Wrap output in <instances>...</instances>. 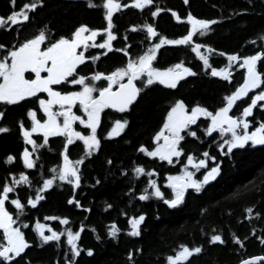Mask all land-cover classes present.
<instances>
[{"label": "trees", "instance_id": "trees-1", "mask_svg": "<svg viewBox=\"0 0 264 264\" xmlns=\"http://www.w3.org/2000/svg\"><path fill=\"white\" fill-rule=\"evenodd\" d=\"M25 2L28 0H17L16 7ZM95 2L99 4L102 0ZM119 2L131 5V0ZM156 6L164 11L153 18L148 8L154 11ZM148 8L141 10L129 6L113 14V32L117 36L113 41L114 49L123 48L127 43L130 45V57L135 58L146 51L151 43L158 42L157 37L152 41L145 39L146 31L139 28L145 22L153 24L158 34L167 38L185 35L190 28L186 17L191 12L196 18L218 21L210 26L212 30L206 35L197 34L194 37L195 42L217 50L209 58L213 67L227 65V57L220 55L221 52L240 55L264 52V39H260L264 37V0H189L188 4L184 0H153V5ZM10 9L9 0H0V15L8 14ZM169 9L180 15L182 20L177 22ZM32 15L34 19L23 28L21 39L30 37L45 25L54 36L70 35L80 24L93 29L107 26L104 9L89 8L86 0H44V6ZM133 26H137L135 31L132 30ZM125 35L128 37L127 41L124 39ZM104 37L105 34L101 35L99 42ZM15 38L14 31L0 30V42L11 44L15 42ZM98 51L102 50L95 49L92 55ZM201 51L205 50L202 48ZM128 58L123 52L113 50L107 56H102L95 66L88 63L87 72H91L93 68L105 73L111 72L124 65ZM182 60L185 66L191 67L197 74L185 77L176 89L159 83L143 88L138 100L125 113L105 109V119L99 129L101 147L80 166V186L73 193L70 185L57 180L52 188L42 193L45 198L35 208L27 205V197L31 195L34 198L36 188L42 185L43 179L53 175L50 169L62 163L60 153L65 140L60 136L51 137L47 145L33 153L34 158L39 156L36 168H24L20 154L24 148L31 151L32 146L25 143L19 121L23 120L25 127L31 128L32 122L27 116V110L32 108L40 112L38 101L29 98L27 102L17 105L0 104V111L5 112L4 118L0 119V127L9 129L0 133V185L5 180L11 182L10 172L19 179V173L23 171L32 181L31 188L28 185H17L16 191L10 193V199L6 201V207L13 218L16 210L10 200L18 196L25 204V214L20 219L29 225L22 231L31 246L22 256L30 260L31 264H64V253L69 247L66 235L61 237L59 247L56 242L40 246L41 242L35 231L37 221L48 224L58 232H63L68 227L77 231L81 224L84 225L77 241L81 254L76 258V264H129L127 254L136 249L142 251L134 256L135 264H166V256L173 254L180 244L202 247L200 254H194L190 258V264H239L241 259L264 256V244L258 239L264 236V145L253 146L248 143L243 148L233 149V153L225 157L219 154L220 149L213 143V140L220 142L218 133H214L212 138L201 134L204 143L186 138V142H182L186 151H192L199 157L204 150H208L211 155L217 156L218 161H223L221 173L205 185L200 193L188 189L184 202L175 208H169L162 199L155 196L147 201L138 199L142 190L147 187L148 179L156 180L165 197L170 198L171 189L166 185L167 176L178 174L181 168L180 164L169 165L137 151L142 144L150 150L155 146L152 138L162 126L169 105L177 99H183L189 106L199 103L214 110L221 106L223 96L235 90L243 81L245 69L238 66H233L231 83L221 77L211 76V69H204L203 62L189 47L183 45L162 46L158 50L154 67L167 68ZM257 68L264 72V64L259 61ZM136 84L142 87L140 81H136ZM65 90H69V87ZM256 91L249 95H254ZM245 100L250 102L248 97ZM239 103L238 101L237 104ZM254 114L259 116L257 109H254ZM116 119H127L129 123L120 136L106 138L107 131ZM33 139L37 143H43V136L40 134H33ZM68 151L70 159L76 160L83 155L84 148L75 144ZM9 155L16 157L12 163H6ZM109 159L112 160L111 165L107 163ZM214 163L210 161L209 166ZM134 165H142L146 171L155 169L156 175L148 177L145 174L137 178L131 171ZM122 172L126 174L122 175ZM201 176L202 171L197 173L198 179ZM97 180L100 181L99 184L96 183ZM130 188L132 192H129ZM73 195L83 207L77 208L67 203ZM109 204L112 205L111 208L107 207ZM249 207L253 208L250 215L246 212ZM257 212L261 213L259 217ZM122 213H127V216ZM140 214L145 215L141 235L129 236L128 217ZM45 217H67L69 224L63 225L59 219L47 220ZM113 222L121 229L115 238L108 236V229ZM213 234L222 235L225 243L210 244L208 241ZM233 234L243 241V247L235 242ZM98 236L100 239H97ZM89 248L93 250L91 256L87 255L86 250ZM20 264H24V261L20 260ZM258 264H264V261Z\"/></svg>", "mask_w": 264, "mask_h": 264}, {"label": "snow or ice", "instance_id": "snow-or-ice-1", "mask_svg": "<svg viewBox=\"0 0 264 264\" xmlns=\"http://www.w3.org/2000/svg\"><path fill=\"white\" fill-rule=\"evenodd\" d=\"M89 8L104 9V20L107 26L100 29L90 28L86 24L77 26L70 35L54 36L47 25L40 28L30 37L21 39L23 28L34 19L36 10L44 6V0H28L20 7H16L17 0H9L11 5L10 12L6 15H0V30L14 31L16 33L15 42L5 44L0 42V104L17 105L21 102H27L29 98H35L38 101L39 109L43 111L47 119H37V110L29 108L27 116L31 118V128H26L24 121H19V127L22 137L26 144L31 145V151L24 148L20 154L23 166L26 169H34L37 166L39 156L33 157L40 148L48 144L49 137L64 136L65 143L61 150L62 163L50 169L53 175L50 178L43 179L42 185L36 188L35 196L27 197V205L36 207L37 203L45 197L42 193L52 188L55 181L65 182L73 189V193L81 184L80 166L86 159L98 152L101 147L100 138L97 130L102 120L101 114L105 109H112L119 113H125L130 106L137 101L138 95L143 88L159 83L170 89H176L178 83L188 76H195L197 73L191 67L185 66L182 60L167 68L154 67V61L157 60L158 50L164 45H183L190 48L191 52L203 62L204 69H211L210 75L221 77L223 80L231 83L233 65L245 69L242 83L235 87V90L225 94L222 98L221 106L214 110L196 103L187 105L183 99H177L169 105L168 111L162 123V126L153 136L154 147L151 150L145 145H140L138 152L147 157L156 158L161 162H167L169 165L180 164L181 168L178 174L167 176V187L171 189L170 198H166L161 191L156 180L148 179L145 187L138 196L140 201H147L151 196L162 199L169 208H175L184 202L185 193L188 189H193L200 193L205 185L213 181L221 173V164L216 155H211L208 150H204L198 157L192 151H186L183 143L186 138H192L201 143L203 137L212 138L214 133L219 134V143L213 140L216 147L220 149V155L229 156L233 149L243 148L249 142L251 145H264V72L258 71L257 63L264 64V52L257 51L252 55H240L237 53H219L227 57V65L224 67H213L210 64V55L217 50L209 45H204L194 41V37L206 35L210 32L211 25L218 23L214 19H199L193 16L191 12L187 14L186 20L190 25L185 35L178 38H167L159 35L156 27L148 22L140 25L142 31H146L145 39L152 41L154 37L158 42H153L142 54L135 58L130 57V45L125 43L123 48L113 47V41L117 39L113 32L115 27L113 14L129 6L144 10L153 5V0H131L129 3H120L119 0H102V3H96L95 0H86ZM189 0H184L188 4ZM251 2V0H249ZM150 15L155 18L164 9L159 6L152 11L148 8ZM171 11L172 16L177 22L182 20L181 16L175 11ZM16 26V27H13ZM137 26H133L135 31ZM101 33L106 34L102 42L97 43L96 38ZM125 41L128 37L125 35ZM260 39H264L261 37ZM255 43V41H252ZM96 48L97 54H87L88 50ZM205 51L202 52L201 49ZM113 50L123 52L129 57L126 63L116 67L111 72L93 70L88 74H81L78 66L86 65V61L91 62L93 66L102 56H107ZM140 81L142 87L135 83ZM67 86H73L78 90H65ZM59 89V90H58ZM253 90H257L254 95H249ZM47 98H43V94ZM248 97L250 102L244 98ZM240 102L237 104V102ZM79 105L83 115H78L73 111V106ZM246 106H243L245 105ZM53 106H58L53 110ZM257 109L259 116L254 114ZM236 112L239 114L237 115ZM231 113V114H230ZM5 116L4 111H0V119ZM62 117V121L58 118ZM86 117V118H85ZM203 118V119H202ZM78 121L80 125L89 129L90 132L85 135L81 131L73 128V123ZM129 121L127 119H116L112 122L110 129L106 133V138L118 137L125 131ZM251 126V130H250ZM9 131L7 127H0V133ZM34 133H42L43 143H37L33 139ZM75 140L83 142V155L76 160L70 159L69 145ZM211 147V145H209ZM226 148V151L224 149ZM16 157L9 155L6 163H12ZM214 161L209 166L208 161ZM112 164V160L107 161ZM204 169L202 179H197L196 173ZM131 171L135 177L141 175L152 177L156 175L155 169L146 171L142 165H134ZM122 175L126 172H122ZM11 182L5 180L0 185V230H2V240H0V264H31L22 254L31 245L25 239V232L29 225L20 218L25 214V204L21 199L12 198L10 204L15 207L16 215L6 207V201H9V194L16 191L17 185L32 186L29 176L21 171L19 179L11 172ZM100 183L99 180L96 181ZM151 189V191H149ZM133 190L130 188L129 192ZM68 204L77 208L83 207L79 200L73 195L67 201ZM111 208L112 205H107ZM90 211V209H85ZM246 212L250 215L253 208L249 207ZM127 216V213H122ZM259 217L261 213L257 212ZM47 220L59 219L63 225L69 224V219L59 217H45ZM145 221V215L129 216L127 223L129 226L128 235L139 237L141 235V225ZM13 225H16L15 227ZM45 229L50 234H45ZM84 230L81 224L80 230L73 231L71 227L63 232H58L50 228L47 224H35V231L40 239V246L49 242H56L59 247L61 237L66 235L68 250L64 253V264H76V258L81 254V248L77 241ZM95 231V229H93ZM121 229L113 222L108 229V236L115 238ZM237 244L243 247V241L233 234ZM97 239H100L98 236ZM247 239V237H245ZM261 244H264V236L258 237ZM210 244H224L225 240L220 234L211 235ZM201 246L189 247L186 244H180L173 254L166 256V264H190V258L194 254L202 252ZM87 255H93L91 248L87 249ZM142 249H136L135 252L129 251V264H135L134 256L140 253ZM17 258H20L18 260ZM264 261V256H252L247 259H241L239 264H258ZM59 264V262H57Z\"/></svg>", "mask_w": 264, "mask_h": 264}, {"label": "flooded vegetation", "instance_id": "flooded-vegetation-1", "mask_svg": "<svg viewBox=\"0 0 264 264\" xmlns=\"http://www.w3.org/2000/svg\"><path fill=\"white\" fill-rule=\"evenodd\" d=\"M97 43H99V39L97 40ZM96 48H91V49H89L88 50V53H86V55L87 54H93V50H95ZM88 63H91V62H88V61H86V65L88 66ZM92 65V64H91ZM87 66H84V65H81V66H78V69L80 70V72H81V74H88L89 72H87ZM86 70V71H85ZM67 87H69V90H71L72 88H73V86H67ZM74 90H78L77 88H75L74 87ZM43 98H47V94L46 93H44L43 94ZM110 110H112V109H110ZM73 111L74 112H76V114H78V115H83V112H82V110L81 109H79V105L77 104V105H75V106H73ZM113 111H115V110H113ZM104 112H105V110H104ZM102 113L101 114V120H102V123H101V125H100V127L98 128V130H97V135H98V137H99V129L101 128V126H102V124H103V121H104V115H105V113ZM115 112H117V111H115ZM46 118V115L43 113V111L40 109V112H37V119H39V120H41V122L44 120ZM86 118V117H85ZM59 120L60 121H62V117H60L59 118ZM73 128H74V130H76V131H81L83 134H85V135H87L89 132H90V130L89 129H86L84 126H82V125H80L79 124V122L78 121H76V122H74L73 123ZM34 134H40V135H42V133H34ZM59 136V135H58ZM58 136H54V137H58ZM60 137H63L64 138V140H65V137L64 136H60ZM51 137H49V139H50ZM77 145V146H79V148L81 147V148H83V142L82 141H79V140H75L74 141V143L72 144V145ZM72 145H69V147H71Z\"/></svg>", "mask_w": 264, "mask_h": 264}, {"label": "rangeland", "instance_id": "rangeland-1", "mask_svg": "<svg viewBox=\"0 0 264 264\" xmlns=\"http://www.w3.org/2000/svg\"><path fill=\"white\" fill-rule=\"evenodd\" d=\"M104 33H101L100 35H98L97 36V38H96V42H97V40L100 38V36L101 35H103ZM106 35V34H105ZM233 66H237L236 64H234ZM58 108V106H53V110H56ZM45 119H47V117L45 118ZM44 119V120H45ZM59 119V118H58ZM43 122V121H42ZM250 130H251V127H250ZM249 143H251V142H249ZM226 149V148H225ZM210 161L211 160H209L208 161V164L210 163ZM201 171H202V173H203V171H204V169H201ZM198 173V172H197ZM197 173H196V177L195 178H197L198 179V177H197ZM200 179H202V176L200 177ZM166 185H167V181H166ZM44 224H46V223H44ZM48 225V224H47ZM14 227H15V225H13ZM0 232H2V230H0ZM45 234L47 235V234H50L48 231H47V229H45Z\"/></svg>", "mask_w": 264, "mask_h": 264}, {"label": "water", "instance_id": "water-1", "mask_svg": "<svg viewBox=\"0 0 264 264\" xmlns=\"http://www.w3.org/2000/svg\"><path fill=\"white\" fill-rule=\"evenodd\" d=\"M135 83H136V82H135ZM253 91H254V90H253ZM253 91H252V92H253ZM250 93H251V92H250ZM138 97H139V95H138ZM245 98H246V97H245ZM245 98H244V99H245ZM137 100H138V98H137ZM135 102H136V101H135ZM135 102H134V103H135ZM131 106H132V105H131ZM131 106H130V107H131ZM187 191H188V190H187ZM187 191H186V192H187Z\"/></svg>", "mask_w": 264, "mask_h": 264}]
</instances>
